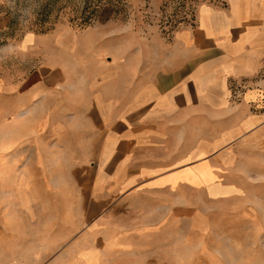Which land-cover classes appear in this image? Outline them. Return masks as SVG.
Wrapping results in <instances>:
<instances>
[{"label": "crops", "instance_id": "obj_1", "mask_svg": "<svg viewBox=\"0 0 264 264\" xmlns=\"http://www.w3.org/2000/svg\"><path fill=\"white\" fill-rule=\"evenodd\" d=\"M59 36L27 47L52 42L77 63L81 33L68 51ZM157 40L152 61L107 60L89 85L65 80L63 57L43 61L17 102L6 87L0 264H159L146 244L189 215V187H264V0L202 4Z\"/></svg>", "mask_w": 264, "mask_h": 264}, {"label": "rangeland", "instance_id": "obj_2", "mask_svg": "<svg viewBox=\"0 0 264 264\" xmlns=\"http://www.w3.org/2000/svg\"><path fill=\"white\" fill-rule=\"evenodd\" d=\"M219 1L0 0V114L9 112L10 89L6 87L12 88L17 102L29 82L35 80L33 73L43 61L53 59L57 64L65 57V80L75 78L89 85L107 60L115 59L116 66L117 62L143 57L139 52L142 50L146 59L152 61L154 50L161 44L157 39L171 41L179 28L193 24L199 6ZM76 33H81L83 40L75 64L70 54L56 49L55 43H41L45 51L27 47L34 35H60L61 44L68 51ZM59 78L64 80L63 75ZM53 104L57 103H48L52 110L56 108ZM21 112L27 113L28 109ZM193 181L200 183L196 174ZM50 182L52 193V183L63 182L62 176L51 178ZM209 189L221 192L219 186ZM58 204L50 202L51 209ZM166 221L167 227L156 236V248L148 249L146 244L145 257L151 261L264 264V187L245 186L241 192L216 198H208L202 188L189 187V215L179 212L172 233L168 231L170 219Z\"/></svg>", "mask_w": 264, "mask_h": 264}, {"label": "bare ground", "instance_id": "obj_3", "mask_svg": "<svg viewBox=\"0 0 264 264\" xmlns=\"http://www.w3.org/2000/svg\"><path fill=\"white\" fill-rule=\"evenodd\" d=\"M204 176V175H203ZM212 177V176H211ZM215 177V176H214ZM206 179V178H205ZM197 181H198V179H197ZM200 182V181H199Z\"/></svg>", "mask_w": 264, "mask_h": 264}]
</instances>
